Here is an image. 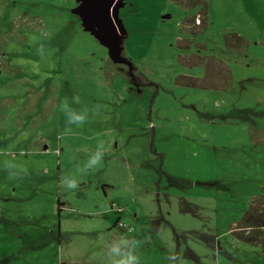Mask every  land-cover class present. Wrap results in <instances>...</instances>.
Listing matches in <instances>:
<instances>
[{"label": "rangeland", "instance_id": "1", "mask_svg": "<svg viewBox=\"0 0 264 264\" xmlns=\"http://www.w3.org/2000/svg\"><path fill=\"white\" fill-rule=\"evenodd\" d=\"M186 1L117 0L130 71L80 1L0 0V264H109L120 234L139 264H264L231 233L264 192V0H203L202 26ZM197 198L213 235L183 216Z\"/></svg>", "mask_w": 264, "mask_h": 264}, {"label": "water", "instance_id": "2", "mask_svg": "<svg viewBox=\"0 0 264 264\" xmlns=\"http://www.w3.org/2000/svg\"><path fill=\"white\" fill-rule=\"evenodd\" d=\"M87 28L100 39L107 48L114 63L126 64L131 71V62L121 51L122 35L113 17V8L117 0H78Z\"/></svg>", "mask_w": 264, "mask_h": 264}, {"label": "trees", "instance_id": "3", "mask_svg": "<svg viewBox=\"0 0 264 264\" xmlns=\"http://www.w3.org/2000/svg\"><path fill=\"white\" fill-rule=\"evenodd\" d=\"M181 2V0H179ZM188 5H199L200 16L198 26L205 24V10H207L206 2L203 0H188L185 2ZM196 16L192 19L187 17L182 22L184 29H191L195 23ZM195 25V24H194ZM60 205V203H59ZM59 208L57 209V211ZM117 222V220H116ZM115 222V223H116ZM231 233L241 242L246 244L258 245L264 249V192L254 196L248 208L241 215L240 220L234 225ZM59 264H88L77 262L61 261Z\"/></svg>", "mask_w": 264, "mask_h": 264}, {"label": "clouds", "instance_id": "4", "mask_svg": "<svg viewBox=\"0 0 264 264\" xmlns=\"http://www.w3.org/2000/svg\"><path fill=\"white\" fill-rule=\"evenodd\" d=\"M74 101L78 102V98L74 97ZM62 108L65 111L68 121L76 125L82 124L86 119V112H74L68 108L66 102L62 103ZM103 151L98 150L93 153L88 161L86 167H93L98 165L102 159ZM65 186L68 189L76 188L75 180H65ZM134 242L128 240L125 235L120 234L107 245V257L109 264H139V258L133 251Z\"/></svg>", "mask_w": 264, "mask_h": 264}, {"label": "crops", "instance_id": "5", "mask_svg": "<svg viewBox=\"0 0 264 264\" xmlns=\"http://www.w3.org/2000/svg\"><path fill=\"white\" fill-rule=\"evenodd\" d=\"M222 67L225 69V68H227V65L226 64H222ZM230 71V70H229ZM210 80H212V78H210ZM207 87H213V85L211 84V83H208L207 84ZM177 151V153L180 151V150H176ZM164 152H165V157L164 158H166V157H168V154H169V156H172V153L169 151V150H164ZM174 156H176L175 154H173V157ZM195 202H197V203H195V205H196V211H188V210H184L183 211V216L184 217H188V218H191V219H193V222H192V225H194V223H195V228H193L192 229V231H194V232H200L199 234H204V235H208V234H211L212 233V235H213V228H212V225H211V222H210V217H208L207 215H206V206L205 207H203V205L201 204V203H204L205 204V201L204 200H200L199 198H197L196 200H195ZM202 207L204 208V216H201V214H199L201 211H198V210H200V209H202ZM140 210V209H139ZM123 211H124V209H123ZM122 211V212H123ZM121 212V213H122ZM178 217V214H177V216H176V218ZM133 221H135L136 222V214H134L133 215ZM117 219H120L121 220V218H120V216H118L117 217ZM116 219V220H117ZM166 219H164V218H162V221L163 222H166L165 221ZM181 220V219H180ZM123 221V220H122ZM124 222V221H123ZM168 222V221H167ZM166 222V223H167ZM125 223V222H124ZM127 224H131V223H127ZM159 224L160 223H153V222H149L148 221V223L147 222H145V223H143V229H144V231H146V232H150V231H153V230H155V231H158V232H160L161 230V225L159 226ZM115 225H116V223H115ZM133 226H134V231H135V225L134 224H132ZM173 226L175 225V224H172ZM176 226V225H175ZM120 229V228H119ZM214 229H215V227H214ZM178 230H182V229H179L178 228ZM133 231V232H134ZM154 232V231H153ZM181 232V231H180ZM129 233H131V232H129ZM175 233V236L177 235V233L176 232H174ZM180 235H181V233H180ZM216 236V234H214V236H213V241H214V237ZM60 263V262H59Z\"/></svg>", "mask_w": 264, "mask_h": 264}, {"label": "built area", "instance_id": "6", "mask_svg": "<svg viewBox=\"0 0 264 264\" xmlns=\"http://www.w3.org/2000/svg\"><path fill=\"white\" fill-rule=\"evenodd\" d=\"M123 206L116 205L115 207V213L119 214L123 211ZM116 226L119 227L121 230L127 231V232H133L134 226L132 224L124 223L122 220L117 219Z\"/></svg>", "mask_w": 264, "mask_h": 264}]
</instances>
